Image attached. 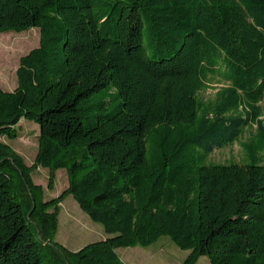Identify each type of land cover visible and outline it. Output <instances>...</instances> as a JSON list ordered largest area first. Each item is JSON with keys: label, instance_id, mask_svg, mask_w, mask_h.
<instances>
[{"label": "trees", "instance_id": "obj_1", "mask_svg": "<svg viewBox=\"0 0 264 264\" xmlns=\"http://www.w3.org/2000/svg\"><path fill=\"white\" fill-rule=\"evenodd\" d=\"M31 28L0 88V137L39 126L31 165L0 140V264H124L162 236L181 264H264V0H0V33ZM38 167L67 188L45 200ZM69 195L108 237L55 241Z\"/></svg>", "mask_w": 264, "mask_h": 264}, {"label": "rangeland", "instance_id": "obj_2", "mask_svg": "<svg viewBox=\"0 0 264 264\" xmlns=\"http://www.w3.org/2000/svg\"><path fill=\"white\" fill-rule=\"evenodd\" d=\"M39 30L31 28L23 32L0 33V88L11 91L16 86V69L21 56L39 46ZM222 86L217 80L210 84V88L199 93V97L205 100L213 98L217 89ZM264 105V104H262ZM17 137L8 139L0 137V140L9 144L27 165H31L37 152L39 126L27 119H21L16 125ZM248 135L242 137L243 142ZM243 159V151L239 143H233L223 149H216L209 156L210 162L228 163L240 162ZM49 171L47 168L38 167L32 172L35 183L40 184L44 190V199L50 200L57 197L67 188V176L64 169L55 174V182L52 189L47 188ZM108 235L102 225L93 222L78 206L71 195L60 203L58 227L55 241L59 242L71 251H76L86 244L103 240ZM127 252L126 251H139ZM117 252L125 264H181L189 251L179 249L168 236L160 239L147 248L129 247L118 248ZM196 264H210L206 256L198 259Z\"/></svg>", "mask_w": 264, "mask_h": 264}, {"label": "crops", "instance_id": "obj_3", "mask_svg": "<svg viewBox=\"0 0 264 264\" xmlns=\"http://www.w3.org/2000/svg\"><path fill=\"white\" fill-rule=\"evenodd\" d=\"M136 247H139V246H136ZM126 248H129V247H126ZM118 249V248H117ZM117 249H116V252H117ZM127 252H140V250L139 251H126V253ZM117 254H118V252H117ZM118 256H119V254H118ZM120 257V256H119ZM120 259H121V257H120ZM122 261V260H121ZM123 262V261H122ZM124 263V262H123ZM125 264V263H124Z\"/></svg>", "mask_w": 264, "mask_h": 264}]
</instances>
